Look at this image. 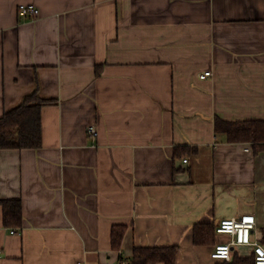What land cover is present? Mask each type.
I'll list each match as a JSON object with an SVG mask.
<instances>
[{"label":"crops","instance_id":"1","mask_svg":"<svg viewBox=\"0 0 264 264\" xmlns=\"http://www.w3.org/2000/svg\"><path fill=\"white\" fill-rule=\"evenodd\" d=\"M36 83L56 103L39 149L0 150V200L19 198L23 218L4 227L0 206V264H119L170 246L175 264H216L229 237L196 246L195 224L245 214L260 240L264 151L214 120L264 121V0H0V117Z\"/></svg>","mask_w":264,"mask_h":264},{"label":"trees","instance_id":"2","mask_svg":"<svg viewBox=\"0 0 264 264\" xmlns=\"http://www.w3.org/2000/svg\"><path fill=\"white\" fill-rule=\"evenodd\" d=\"M100 74L99 68L96 75ZM53 99H43L38 95V85L34 91L26 95L19 105L9 109L0 117V150H37L42 145L41 109L55 104ZM214 130L224 134L230 143H248L255 153L264 151V121H225L214 120ZM194 148H175V157H187L194 153ZM2 207V222L6 228L22 227L21 200L19 198L0 200ZM16 232V231H14ZM124 234L123 226H113L111 229V248L119 250ZM216 226L210 223L195 224L193 228V244L196 246L214 243ZM259 242L264 246V230ZM178 247H138L133 250L126 264H175ZM216 264H254V257L233 254L228 262L219 261Z\"/></svg>","mask_w":264,"mask_h":264},{"label":"built area","instance_id":"3","mask_svg":"<svg viewBox=\"0 0 264 264\" xmlns=\"http://www.w3.org/2000/svg\"><path fill=\"white\" fill-rule=\"evenodd\" d=\"M18 14L29 20H35L38 16V11L32 5H20ZM207 76H211L210 71L203 73L200 77L205 78ZM87 132L92 138L97 135L92 126L87 128ZM255 230L256 219L251 214L221 220L216 226V233L227 235L229 240L213 246L210 252L211 259L228 262L232 259L233 252L237 248L250 247L254 257V264H264V246L254 237ZM11 233L14 234L16 232L12 230ZM119 264H126V260H121Z\"/></svg>","mask_w":264,"mask_h":264},{"label":"rangeland","instance_id":"4","mask_svg":"<svg viewBox=\"0 0 264 264\" xmlns=\"http://www.w3.org/2000/svg\"><path fill=\"white\" fill-rule=\"evenodd\" d=\"M250 249V248H249ZM246 252V251H245ZM248 252V251H247ZM247 252H246V254H247ZM251 252V249H250V251H249V253Z\"/></svg>","mask_w":264,"mask_h":264}]
</instances>
